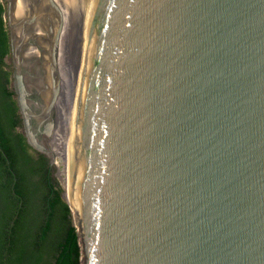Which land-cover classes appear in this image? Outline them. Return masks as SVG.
Wrapping results in <instances>:
<instances>
[{
    "label": "water",
    "instance_id": "obj_1",
    "mask_svg": "<svg viewBox=\"0 0 264 264\" xmlns=\"http://www.w3.org/2000/svg\"><path fill=\"white\" fill-rule=\"evenodd\" d=\"M4 7L21 132L81 264H264V0Z\"/></svg>",
    "mask_w": 264,
    "mask_h": 264
},
{
    "label": "trees",
    "instance_id": "obj_2",
    "mask_svg": "<svg viewBox=\"0 0 264 264\" xmlns=\"http://www.w3.org/2000/svg\"><path fill=\"white\" fill-rule=\"evenodd\" d=\"M4 1L0 0V264H81L71 213L47 158H35L18 130L10 87Z\"/></svg>",
    "mask_w": 264,
    "mask_h": 264
},
{
    "label": "rangeland",
    "instance_id": "obj_3",
    "mask_svg": "<svg viewBox=\"0 0 264 264\" xmlns=\"http://www.w3.org/2000/svg\"><path fill=\"white\" fill-rule=\"evenodd\" d=\"M5 62H6V65H7L8 69H9L10 71H12L10 55L5 59ZM21 129H22V128L20 127L18 130L21 132ZM21 133H22V132H21ZM32 154L35 156V158L39 156V154H37L36 152H32ZM44 157H45V156H44ZM45 158H46V157H45ZM47 160H48V159H47ZM48 163H49V160H48ZM49 166H50V165H49ZM50 171H51V175H52L53 179L55 180V182H57L58 186H59L60 189L62 190L61 195L64 194L63 189H62L61 186H60V183H59V181H58V178H57V176H56V174H55L54 169H53L52 166H50ZM62 199L64 200V202H67V203H68V201H67V199L65 198V196H64V198H63V196H62ZM68 204H69V203H68ZM70 213H71V212H70ZM70 217H71V215H70ZM71 222H72V224L75 226V222H74V220L72 219V217H71Z\"/></svg>",
    "mask_w": 264,
    "mask_h": 264
},
{
    "label": "bare ground",
    "instance_id": "obj_4",
    "mask_svg": "<svg viewBox=\"0 0 264 264\" xmlns=\"http://www.w3.org/2000/svg\"><path fill=\"white\" fill-rule=\"evenodd\" d=\"M61 186V185H60ZM62 188V187H61ZM64 196H65V194H63V198H64ZM65 198H66V196H65ZM67 199V198H66ZM68 201V200H67ZM69 203V202H68ZM70 205V204H69ZM71 207V206H70ZM71 211H72V213L74 214V212H73V210H72V208H71ZM77 229H78V233H79V235L81 236V229L80 228H78L77 227ZM80 243H81V238H80Z\"/></svg>",
    "mask_w": 264,
    "mask_h": 264
},
{
    "label": "flooded vegetation",
    "instance_id": "obj_5",
    "mask_svg": "<svg viewBox=\"0 0 264 264\" xmlns=\"http://www.w3.org/2000/svg\"><path fill=\"white\" fill-rule=\"evenodd\" d=\"M21 128H22V124H21ZM18 129H19V128H18ZM31 152H35V151L32 150ZM36 153H37V152H36ZM37 154H39V153H37ZM39 155H41V154H39Z\"/></svg>",
    "mask_w": 264,
    "mask_h": 264
}]
</instances>
